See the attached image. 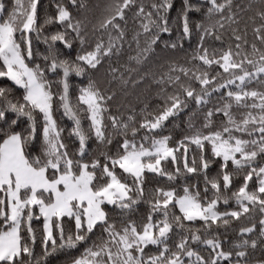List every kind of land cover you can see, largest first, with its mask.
<instances>
[{
    "label": "snow or ice",
    "instance_id": "snow-or-ice-1",
    "mask_svg": "<svg viewBox=\"0 0 264 264\" xmlns=\"http://www.w3.org/2000/svg\"><path fill=\"white\" fill-rule=\"evenodd\" d=\"M69 2L77 5L78 0ZM135 3L136 0H110L104 9L106 15L98 23L99 29L108 32L107 44L98 40L91 50L77 51L72 59L56 47L57 42L71 50L74 40H79L81 49L86 40L81 34L82 22L74 20L68 7L56 3V14L41 18L40 0H15L11 11H6L0 0V78L22 90L19 96H13L12 88L0 86V264H32L37 240L32 222L41 218L45 260L82 246L83 252L72 256L68 264H264V248L259 257H254L258 241L243 239L256 231L254 223L239 229L242 239L233 242L229 250L213 232L214 226L227 228L242 217L251 220L249 214L254 211L264 217V90L248 87L254 82L264 86V0H250L248 5L255 11L248 19L260 44L258 47L252 42L250 52L246 48L247 24L243 32L232 29L235 44L230 43L226 49H210L205 44L208 38L222 41L217 30L225 28L224 21L240 23L232 11L233 0H203L206 9L192 0H181L177 15L181 25L179 41L191 40L195 30L197 44L189 62L199 63L191 68L172 66L170 72L180 74L168 75L167 80L162 77L158 83L172 86L173 91L161 88L163 103L151 112L145 109L140 120L134 114L127 119L108 115L109 132L105 114L112 95H105L89 73L105 57L119 53L122 45L118 47V42L125 35L119 21H125L126 10ZM151 8L154 11L145 12L140 4L135 13L146 21L141 23L145 46L130 58L137 63L141 62V54L146 58L154 51L161 33L171 32L168 13L174 8L173 0H159ZM195 13L209 20L214 15L220 18L205 26L203 21L191 19ZM50 25H59L62 30L43 36L47 54L43 55L42 67L34 62L33 34L40 39ZM69 30L75 33L74 38H69ZM140 35L137 32L134 37L138 48ZM179 41L165 42V47L182 49ZM48 73L56 79H50ZM72 75H88L87 84L77 88L75 102L71 95ZM216 93L218 104L205 112L201 128H195L189 119L191 134L175 145L171 135H162L170 118L178 117L190 103L197 109L207 106ZM234 108L243 110L239 118ZM61 110L72 123L69 138L79 143L75 153L69 152L63 136L65 129L54 116ZM216 114H222L223 120L220 127L212 130ZM22 117L27 127L17 130ZM37 136L40 151L33 155L29 148ZM115 136L123 139L114 154L101 153L103 162L99 157L86 158L92 137L109 145ZM209 150L211 156L206 154ZM217 160L219 171L210 177L207 170ZM168 162L174 171L165 167ZM145 173L165 177L169 182L190 174L203 175L204 190L201 193L197 185L188 184L179 190L156 187L145 200ZM241 175L242 184L232 190L234 178ZM230 200L237 208L220 211L219 205H228ZM141 201L148 204L149 211L139 220L133 219ZM107 206L119 210V227ZM196 221L201 222L200 228L191 227ZM259 225V236L264 238V218ZM98 229L100 235L93 240ZM176 229L180 232L176 233ZM173 235L178 239L173 241ZM193 244L203 245L208 250L207 258ZM151 247H155L154 253L148 251Z\"/></svg>",
    "mask_w": 264,
    "mask_h": 264
},
{
    "label": "trees",
    "instance_id": "trees-1",
    "mask_svg": "<svg viewBox=\"0 0 264 264\" xmlns=\"http://www.w3.org/2000/svg\"><path fill=\"white\" fill-rule=\"evenodd\" d=\"M2 2L6 5V11H11L14 6L15 0H2ZM154 2L158 3L159 0H136V3L130 9L126 10L125 21H119L125 33L123 40L118 42V47L122 45V47H120L119 53L112 55L111 57H105L98 68L96 70H91L89 73L91 78L95 80L97 86L105 95H112V99L108 101L107 105L109 108V112L105 114V123L109 125V132H111V127L110 121L107 120L108 115H117L121 116L123 119H127L129 115L134 114L136 116V119L140 120L142 115L145 114V109L146 111L151 112L156 109L158 105H161L163 103L161 99V96L163 95L161 93V88H166L168 93H171L173 91L172 86L168 84L158 83V81H160L162 77L167 80L168 75L175 76L180 74L178 71L170 72L172 66L176 65L191 68L194 64L199 63V61H192L191 63L189 62L191 60L192 51L197 44L198 34L195 32V30L191 40L185 39L183 41H179V37L181 35V25L177 20V15L181 7V0H173L174 8L168 13L171 32L161 33L160 40L156 45L153 46L154 51L146 54V58H144L143 54H141L140 63H137L134 59H130L131 57H136L138 54H140L141 49L145 46L146 39L141 28V23L146 21L143 19V17H137L135 13L140 4H143L145 12L154 11L151 8L152 3ZM192 2L197 5H203L205 9L207 7L203 4V0H192ZM219 2H223V0H219ZM249 2L250 0H233L232 11L236 13V19H238L240 23L237 25L229 24L227 21H224L225 28L217 30V34L221 35L222 41H216L213 38H208L205 41L206 46H208L210 49H226L230 43L234 45L235 41L232 39V29L239 28V30L243 32L245 24H247V40L249 41V45L246 46L247 50L249 52L251 51L250 44L252 42L257 43V46L260 47L259 41L255 40L252 32V21L248 19L249 17L255 15V11L249 10L248 8ZM56 3H63V5L68 7L69 11L72 13L74 20H80L82 22L81 34L84 35L86 40L83 49H81L79 40H74L73 48L71 50L63 49V45L57 42L56 47L62 49L65 52V55H70L72 59H75L77 51L84 52L91 50L98 42V40L102 39L104 43L107 44L108 32L99 29L98 23L104 17V15H106L104 9L105 6L110 3V0H78L77 5H72L69 0H40V4L38 5V16L41 18L45 15L54 16L56 14ZM79 4H83L84 7H79ZM256 7H259V5H256ZM226 14L227 13H225V15ZM219 18L220 17L218 15H214L212 19L209 20L206 19L202 13H195L191 16V19L193 21H203L205 26L215 24L216 20H218ZM259 22V18L257 17L256 24L258 25ZM94 25L97 26L96 29H94ZM58 30H62L59 25H50L45 28L40 39H36L33 34L34 62L41 64L42 67L45 63L43 60V55L47 54V45L43 43V36L54 33ZM137 32L141 33L139 37V48L137 46L136 40L134 39ZM112 35L115 36L116 33L112 32ZM74 37L75 33L69 30V38ZM178 41L183 43L182 49L179 47L176 49L165 47V42L172 43ZM113 69H116V71L113 72ZM48 76L50 79H56V77L51 73H48ZM125 80L128 81L127 84L123 83V81ZM70 82L73 85V88L71 89V95L73 97V102H75V97L78 94L77 88L79 86H84L87 84L88 75L82 77L72 75L70 77ZM0 86H7L12 88L13 96H19L22 92V90L17 89L16 86H14L6 78H0ZM195 86L197 87V89L199 88L198 84ZM248 87L250 89L255 88L258 90H264V86L256 84L255 82ZM53 90L56 91V88L54 87ZM218 97L219 93L214 94L211 98L210 103L201 109H197L194 103H190L189 107L181 112L178 117L170 118V120L166 122L162 135H171V143L175 145V142L181 140L185 135L191 134L188 128L189 119H191L195 128H201L204 123L205 112L209 108H213L218 104ZM233 111L237 112V118H239V111L243 110H237L234 108ZM54 116L57 119L58 124L65 129L63 136L65 138V143L68 145L69 152L75 153L79 148V143L75 140L74 137L69 138L68 136V131L72 127L71 121H69L66 117H63L62 110L55 112ZM37 118L40 119L39 117ZM212 119V130H215L216 128L220 127L223 116L222 114H216ZM84 124L85 127H87V121H85ZM26 127V118H20L19 128L17 130ZM204 131L207 132L208 129H204ZM140 135H143V130L141 131ZM122 139L123 137L115 136L113 137L112 144L105 145L100 144L94 137H92L88 141L89 155L86 158L91 159L93 157H99L103 162L104 157L101 155V153L107 152L110 154H114L117 144L119 142H122ZM192 148L194 150V146H192ZM29 151L33 155L39 154V136H37L36 141L29 148ZM206 154L208 156H211L210 150ZM165 167L169 171H174V166L171 164V162H168ZM219 168L220 162L219 160H217L207 170L208 175L210 177L215 176L218 173ZM242 182V175L234 178L232 190L238 188L242 184ZM185 184L197 185L201 193H203L205 186L203 175L190 174L187 176L178 177L175 181L169 182L165 177H159L153 173H145V200L150 197L152 189L156 187H176L179 190ZM226 194L230 196L231 192H228ZM208 195L211 196V192H209ZM236 208L237 205L234 200H230L228 205H224L222 203L219 205L220 211H230ZM107 209L111 213L112 218L116 220L117 226L119 227L120 219L117 216L119 210L114 209L112 206H107ZM148 211V204L144 201H141L138 205H136V212L133 215V219L139 220L141 217L146 216ZM177 214H179L178 210ZM249 216L251 217V220H249L247 217H242L239 221L233 220L227 228H225L224 226L216 228L214 226L213 232L217 233L220 239L223 241V248L225 250H229L233 242L242 239L239 236V229L244 226H251V224L254 223L256 225V231L243 237V239H256L258 241L259 246L255 250L253 256L259 257L261 255V248H264V238L259 236V220L264 217H262L258 211L250 213ZM185 224H188V222H185ZM32 225L36 230L37 236L36 243L35 245H33L34 254L31 258L32 264H37V261H39L40 264H68L72 256H78L83 252V247L81 246L78 249L72 250L70 253L61 252L48 257L46 260L42 259L43 248L41 245V235L43 231V219H34ZM68 226L71 227V223H69ZM191 227L200 228L201 222L196 221L195 224L191 225ZM175 232L179 233L180 230L176 229ZM24 235L27 234L24 233ZM99 235L100 231L98 229L95 235H93L92 239L95 240ZM177 239L178 235H173V241ZM192 247L199 251L201 255L207 258L208 250H206L203 245L193 244ZM148 251L150 253H154L156 249L155 247H151Z\"/></svg>",
    "mask_w": 264,
    "mask_h": 264
},
{
    "label": "rangeland",
    "instance_id": "rangeland-1",
    "mask_svg": "<svg viewBox=\"0 0 264 264\" xmlns=\"http://www.w3.org/2000/svg\"><path fill=\"white\" fill-rule=\"evenodd\" d=\"M43 219V218H42Z\"/></svg>",
    "mask_w": 264,
    "mask_h": 264
}]
</instances>
